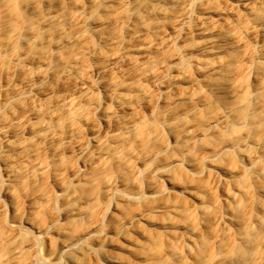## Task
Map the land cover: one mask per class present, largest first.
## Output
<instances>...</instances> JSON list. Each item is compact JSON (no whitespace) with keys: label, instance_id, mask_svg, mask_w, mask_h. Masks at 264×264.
<instances>
[{"label":"bare ground","instance_id":"obj_1","mask_svg":"<svg viewBox=\"0 0 264 264\" xmlns=\"http://www.w3.org/2000/svg\"><path fill=\"white\" fill-rule=\"evenodd\" d=\"M0 164V264H264V0H0Z\"/></svg>","mask_w":264,"mask_h":264},{"label":"rangeland","instance_id":"obj_2","mask_svg":"<svg viewBox=\"0 0 264 264\" xmlns=\"http://www.w3.org/2000/svg\"><path fill=\"white\" fill-rule=\"evenodd\" d=\"M248 42H253V40H248ZM190 41L186 42L187 45H190L189 44ZM182 46V45H180ZM104 65V62H95L92 64V66H103ZM124 68V67H122ZM90 78L92 80L93 83H95V90H94V93L95 95L97 96V98L101 101V102H107L108 100V97H107V94H106V91L105 89L100 85V81H101V78H100V75L97 74L96 72L94 73H91L90 74ZM57 91H61V88L60 86H56L55 87ZM156 91V94L160 92V90L158 88L155 89ZM37 98H44V96L42 95H37ZM109 106L111 108H115V105L114 104H109ZM140 110L143 112V113H147L148 111V107L147 105L143 104L141 107H140ZM92 123L93 125H95V127L99 128V129H103L104 128V124L102 123V121L99 119V117L97 115L93 116L92 118ZM89 144L92 145V142L91 140L89 141ZM72 162H73V166L75 168V170L79 171V172H83L84 169H85V160L79 156V155H76L73 159H72ZM6 178H7V175L3 169V166L0 164V180H1V183L3 184L4 181H6ZM73 177L72 176H68L67 177V182L70 184L73 182ZM44 191L48 192L49 194L48 195H51V203H50V207H52V209L54 211H57L61 208V201H60V194L62 193L61 190L59 189V187L51 180L49 179V182L48 184H46L45 188H44ZM118 193V192H117ZM115 193V195L117 194ZM33 195V192H28L26 194H21L20 195V206H21V209L23 211H28L29 207H30V201H29V198ZM0 200L1 202L5 205V213L7 215V217L11 218L12 217V212H11V208H10V201L7 197L5 196H1L0 197ZM21 230V233L25 236H32L33 235V232L32 230L30 229V227H28L27 225H23L21 226V228L19 229Z\"/></svg>","mask_w":264,"mask_h":264}]
</instances>
